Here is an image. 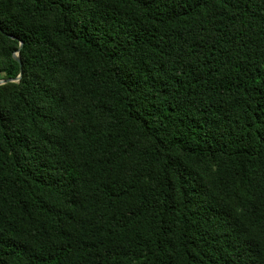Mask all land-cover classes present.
Masks as SVG:
<instances>
[{
    "label": "trees",
    "instance_id": "trees-1",
    "mask_svg": "<svg viewBox=\"0 0 264 264\" xmlns=\"http://www.w3.org/2000/svg\"><path fill=\"white\" fill-rule=\"evenodd\" d=\"M20 73L0 264H264V0H0Z\"/></svg>",
    "mask_w": 264,
    "mask_h": 264
},
{
    "label": "water",
    "instance_id": "water-1",
    "mask_svg": "<svg viewBox=\"0 0 264 264\" xmlns=\"http://www.w3.org/2000/svg\"><path fill=\"white\" fill-rule=\"evenodd\" d=\"M20 44H21V46H20V48H21L23 45V42H21ZM14 58L21 64L20 50L14 54ZM21 78H22V73H20V75L14 79H0V85L6 84L8 82H18L21 80Z\"/></svg>",
    "mask_w": 264,
    "mask_h": 264
},
{
    "label": "rangeland",
    "instance_id": "rangeland-1",
    "mask_svg": "<svg viewBox=\"0 0 264 264\" xmlns=\"http://www.w3.org/2000/svg\"><path fill=\"white\" fill-rule=\"evenodd\" d=\"M1 76V75H0Z\"/></svg>",
    "mask_w": 264,
    "mask_h": 264
}]
</instances>
